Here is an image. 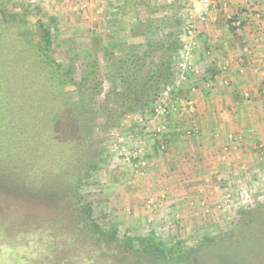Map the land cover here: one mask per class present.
Instances as JSON below:
<instances>
[{"label":"rangeland","instance_id":"rangeland-1","mask_svg":"<svg viewBox=\"0 0 264 264\" xmlns=\"http://www.w3.org/2000/svg\"><path fill=\"white\" fill-rule=\"evenodd\" d=\"M175 1L9 0L0 14L10 19L26 11L30 30L37 20L51 27L50 55L63 70L70 68L76 81L88 73L90 61L96 58L104 91L109 92L114 82L108 78L111 74L107 76L111 62L103 48L122 57L130 45L144 44L143 38L129 33L141 26L149 6ZM196 2L178 0L183 48L174 52L175 80L153 104V112L124 114L119 127L110 128L101 107L104 96L90 105L97 114L94 139L107 157L101 158L80 193L91 203L93 218L104 227L116 226L120 234L152 235L167 246L178 242L182 252L199 256V264H264V120L258 118L255 127H247L244 137L208 128L204 135L196 124L195 101L182 92L196 75L197 25L207 22V16L205 21L196 19L202 13ZM211 7L210 11L217 10V1L211 0ZM260 7L253 23L255 32L264 36L263 1ZM190 8L195 18L185 16ZM162 14L159 10L152 14L156 22L150 38L164 29ZM145 49L140 47L138 56ZM182 60L187 65L184 71L178 70ZM149 61L145 60L151 67ZM66 89L75 91L72 85ZM243 98L250 99L249 95ZM164 103L166 114L154 111ZM201 137L206 139L204 147L199 145ZM230 147L235 149L232 154ZM3 201L0 264H121L80 232L63 204L48 210L36 203L21 202V208ZM242 227L244 231L238 232Z\"/></svg>","mask_w":264,"mask_h":264},{"label":"trees","instance_id":"trees-1","mask_svg":"<svg viewBox=\"0 0 264 264\" xmlns=\"http://www.w3.org/2000/svg\"><path fill=\"white\" fill-rule=\"evenodd\" d=\"M8 1L0 0V10ZM158 10L164 29L150 38L156 22L152 14ZM180 11L178 0L169 6H149L141 26L129 33L143 38V45H130L122 57L103 48L111 62L107 76L111 74L108 78L114 82L109 92L104 91L96 58L76 81L72 70H63L50 55L51 27L37 20L30 30L26 11L10 19L0 14V203L21 208V202L36 203L48 210L63 204L80 232L121 264H199V256L182 252L178 242L167 246L152 235L130 236L120 234L116 226L104 227L80 193L98 162L107 157L94 139L97 114L90 105L104 96L101 107L110 128L119 127L124 114L153 112V104L175 80L174 52L183 48ZM140 47L146 48L142 56ZM148 58L151 67L145 62ZM71 85L73 92L66 89Z\"/></svg>","mask_w":264,"mask_h":264},{"label":"crops","instance_id":"crops-1","mask_svg":"<svg viewBox=\"0 0 264 264\" xmlns=\"http://www.w3.org/2000/svg\"><path fill=\"white\" fill-rule=\"evenodd\" d=\"M215 1L218 9L207 14L204 25H197L196 75L182 92L194 99L196 124L204 135L208 128L244 137L247 127H255L258 118L264 120V36L255 32L253 23L264 0ZM195 6L203 12L201 0ZM173 133L172 142L178 134ZM202 138L199 145L204 147ZM234 150L230 147L229 153Z\"/></svg>","mask_w":264,"mask_h":264},{"label":"built area","instance_id":"built-area-1","mask_svg":"<svg viewBox=\"0 0 264 264\" xmlns=\"http://www.w3.org/2000/svg\"><path fill=\"white\" fill-rule=\"evenodd\" d=\"M189 2L191 3H194L196 0H188ZM201 2L203 3V12L200 13L199 15H197L196 19L200 20V21H205L206 19V16L207 14L209 13V11L212 9L211 7V0H201ZM185 16L188 18V19H192L195 18L194 17V14H193V10L190 8V9H187L185 11ZM235 25H239V23H235ZM190 30H188L189 32ZM178 70L182 69L183 71L186 69V62H184L183 60L178 62ZM175 89L173 88L172 92H176L174 91ZM166 108H168V106H166V104L164 103L163 105H159V108H155L154 111H159L158 109H160V114L164 115L166 114Z\"/></svg>","mask_w":264,"mask_h":264}]
</instances>
